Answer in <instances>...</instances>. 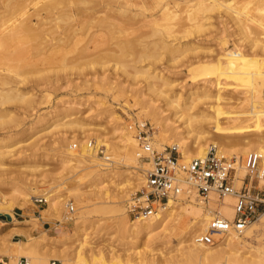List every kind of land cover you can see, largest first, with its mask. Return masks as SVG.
Instances as JSON below:
<instances>
[{
    "label": "rangeland",
    "instance_id": "374dc122",
    "mask_svg": "<svg viewBox=\"0 0 264 264\" xmlns=\"http://www.w3.org/2000/svg\"><path fill=\"white\" fill-rule=\"evenodd\" d=\"M48 1L29 0V11H39ZM197 1L79 0L71 8L76 18L72 30L47 36L38 41L36 48L31 45L33 42L29 43L32 57L18 65L19 75L12 74L16 97L0 103V210L11 206L13 216L25 222V225L0 230V261L16 264L24 257L28 264H49L52 260L61 264L192 263L184 260L185 246L190 241L181 239L177 231L164 236L162 230L156 229L135 237L128 227L124 229L119 224L115 210L119 208L127 214L133 195L143 186L134 185L136 178L144 179L148 164L140 161L137 168H132L130 160H119L112 143L119 139L118 126H124L136 139L135 131L129 126L142 122L152 142L158 145L157 151L176 145L173 139L159 143V128L149 115L141 113L143 109L169 118V123L174 122V111L166 104L171 93H179L184 102L192 91V81L213 77H205L203 71L191 74V69L202 62L214 68L218 58L230 52L236 55L238 51L242 53L237 55L242 54L247 60L252 57L251 60L264 61V49L250 45L234 21H230V16H225L228 13L223 15L226 9H221L223 14L221 10L203 14L196 11ZM230 1L221 0L223 5ZM245 1L233 0L232 6L244 12L243 15L250 13L248 24L254 34L257 24H264V17L254 12L252 5L246 6ZM66 11L67 8L62 12ZM56 14L47 16L42 24L33 16L34 26L39 30L48 28L57 22L59 14ZM202 22L204 26L198 30ZM162 42L166 47L180 44V51L171 53L164 49ZM144 72L160 73L172 83V89L162 87L161 93L152 92ZM244 87L227 92L233 101L240 100L234 111L247 110L251 102L259 106L264 101V89L252 94ZM201 109L197 103L189 112ZM250 124L242 122L232 126ZM254 138L248 134L245 140L235 139L236 146L231 153H224L222 157L236 163L231 172L235 191L247 185L264 195V181L256 178L250 184L244 166L246 155L254 150L239 153L242 148L246 149L242 143ZM89 141H94L95 147H88ZM99 141L110 147L112 164L106 169L101 167L98 158L92 162L91 154ZM208 146L215 147L211 142ZM239 159L244 167L240 178ZM226 197L211 194L203 202L192 196L193 205L201 213L213 216L220 215V206ZM38 198H46L50 207H56L61 200V214L43 210L46 204L35 203ZM231 200L232 207L234 199ZM69 202L74 207L70 214ZM262 214L264 211L250 224ZM6 219L0 214V222ZM127 219L136 222L128 215ZM25 235L35 237V243L20 257L6 256L5 249L13 248V242L26 241ZM30 256L38 259L33 262Z\"/></svg>",
    "mask_w": 264,
    "mask_h": 264
},
{
    "label": "bare ground",
    "instance_id": "6f19581e",
    "mask_svg": "<svg viewBox=\"0 0 264 264\" xmlns=\"http://www.w3.org/2000/svg\"><path fill=\"white\" fill-rule=\"evenodd\" d=\"M78 1L79 0H49L39 11L30 12L29 0H0V103L10 102L16 97L17 90L14 88L12 80L14 79V76L16 77L19 75L18 65L25 59H30V57H32L30 53L32 50L30 51L28 49L30 47L29 43L33 42L31 45L36 48L38 44H40L38 42L39 40L42 41L47 36L51 37V35L55 33L63 34L64 32L72 30L75 27L76 18L75 13L71 8ZM112 1L118 2L119 0ZM232 2L233 0L230 1L229 4L227 3V5H223L221 0H198V8L196 11H201L200 13L203 14H210L214 11L219 13L221 9H226V11L221 10L220 12H225L224 14L223 12L221 14L225 15L228 13V15L225 16H230L229 18H231V20H229L231 22L234 21L233 24H235L245 35V38L250 45L254 48L259 47L260 50L264 49V24L258 23L256 26L257 31L253 34L251 29H249L250 26L248 24V21H250L249 18H251L249 15L250 13L246 12L245 14L247 15H243L242 13L244 12H241L240 9L235 6L233 8ZM245 2L247 3L246 6L252 5L254 8H252V10L259 16L264 17V0H246ZM65 8H67V11L62 12ZM56 12H58L59 15L56 18L57 22L53 25H51V23V26L48 28L41 27V30L34 26L32 21L33 16L38 17L39 24H42L47 16L56 14ZM206 19L208 18L206 17L203 20ZM203 26L204 23H199L197 29L201 30ZM252 34L253 36H251ZM177 43L166 47L162 42V45H165V50L169 49L168 51L176 54L180 51L178 48L180 44ZM234 48L235 47H233V49ZM237 53H235L236 55H234V53L232 54V52L227 54L223 53L224 55L222 58H215V60H217L214 68L209 67L212 65L208 66L205 62H202L196 68L190 70L191 74H194L196 71H203L202 74L205 77H213L204 79L201 82L197 81L196 83L195 81H192L190 84L192 86V91L184 102L181 101L179 93H176L175 95H172L171 93L166 104L174 111V122L171 121V123H169V118H165L160 114L148 113L146 109H143L141 113L149 115L151 120L159 128L157 133L159 143L173 139L172 141L176 145L170 147H175L177 149L179 164H187L195 159H203L207 154V150L210 147H213L208 146V148H206L210 142L215 145V149L217 147V155L222 157L224 153L228 155L231 153V150L236 146H234L235 139H243L248 136V134L255 136L251 142L247 139L248 142L244 141V143H242L246 149L242 148L239 153L243 155L246 150H254V153L259 156V162L261 164L260 169H258L259 164L256 169L257 176L260 181H264V101H260L261 104L259 106H256L251 102L250 108L238 112L234 110L239 106L240 100L233 101L230 97H227L228 91L231 90L232 92L241 86L249 88L252 94L256 93L258 90L264 89V61H260L257 58L251 60V57L249 58L253 61L251 62L242 54L237 55ZM224 57L225 60H223ZM221 60H223L225 64ZM226 66L229 67V69H226ZM144 73L147 80H149L147 83L148 89L152 92L161 93L160 90L162 87H168L169 90L172 89V83H170L168 79H165L160 73ZM159 80H161L160 84L157 83ZM194 101L197 102L198 105H201L202 109L197 110L195 113H190L197 105ZM226 107L230 108L231 111H228ZM184 111L190 112L184 115ZM242 122L251 124L243 127L232 126L233 124ZM176 123L178 124L175 125ZM139 125L142 126L144 124L141 122ZM227 125H229V127ZM118 128L121 133L118 135V141L112 143L113 150L117 156H120V161L130 160L132 168H137L140 162V148L137 140L124 129V126H118ZM129 129H133L132 125L129 126ZM213 138H215V141L212 142ZM151 143L154 149H158L157 144L152 141ZM98 144L103 145L106 148V151L110 148L102 141H99L96 144V147ZM95 150L91 154L92 162L98 158L95 154ZM235 151L236 150H234V152ZM227 161L231 162L229 160ZM235 165L236 163L233 164L234 169ZM237 169L239 171L238 177H243L244 167L242 166L241 159H239ZM111 172L114 174L115 170L113 169ZM138 178H136L137 181L134 185H143L144 179ZM181 178L182 183L185 186L186 181L184 180L183 174L181 175ZM239 184L240 182L238 181L237 185ZM193 195L196 200L199 199L203 201L197 196L196 191L190 190L186 195L187 198L181 196L177 201L165 204L164 207L159 208L155 216L142 221L129 222L125 211L119 208L115 210V213L117 214L119 224L124 229L128 227V230L135 237L141 234H149L156 229L162 230L164 236H171L174 231H177L181 239L187 238V240L190 241V243L185 246L184 252V260L192 261L190 264H264V214L253 223H249L250 225L248 224L240 233L234 231H230L225 235L214 233L213 236L220 239L219 244L215 246H204L198 243L196 239L205 232L209 221L213 217L219 216L228 221L233 220L235 214L233 207L235 197L233 194L226 195L227 197L223 199L220 206V215L215 214L213 216L212 213H201L199 209L193 205ZM231 198L234 199L233 208L231 207ZM43 201L46 204V207L43 210L58 215L61 214V200L58 201L56 207H50L49 201L46 198L35 199V203ZM11 211V206L0 210V214L7 217L6 221L0 222L2 223L0 228L1 231H4L7 227L15 228L21 224L25 225V222L18 221ZM209 217L211 218L209 219ZM204 225L205 227H203ZM197 232L199 233L194 237V234ZM22 234L20 233L19 235ZM25 236L27 238L26 241L20 240L18 242H13V248L5 249L6 252H4L6 256H12V254H15L16 257H20L28 246L35 243V237L29 235ZM193 237L194 242L192 240ZM30 259L34 262L38 258L30 256ZM149 264L155 263L150 262Z\"/></svg>",
    "mask_w": 264,
    "mask_h": 264
},
{
    "label": "built area",
    "instance_id": "2783aa9c",
    "mask_svg": "<svg viewBox=\"0 0 264 264\" xmlns=\"http://www.w3.org/2000/svg\"><path fill=\"white\" fill-rule=\"evenodd\" d=\"M138 146L140 148L139 160L147 163L148 168L144 170V184L140 191H137L127 209V215L132 221H142L156 215L159 208L169 202H175L181 196L187 198L190 190L196 191L197 196L203 201L208 200L210 194L219 198L233 194L234 218L228 221L219 216L213 217L205 232L196 239L204 246H215L219 240L213 234H227L230 231L242 232L244 228L264 211V195L252 191V186L245 185L239 191H235L232 183V161L228 162L217 155L216 149L210 147L203 159H195L187 164H179L178 151L175 147L165 148L157 151L152 146V138L146 129V124L140 126L133 124ZM76 145H73L75 148ZM88 147H95L94 141L88 142ZM95 154L100 160L103 169L112 164L109 152L103 145H97ZM259 156L251 152L245 158V167L249 175V183L257 178L256 169L259 164ZM186 181L182 183L181 175ZM41 203V202H40ZM68 213H73L74 207L67 204ZM0 264H4L0 261ZM16 264H28L24 257L19 258ZM49 264H60L52 260Z\"/></svg>",
    "mask_w": 264,
    "mask_h": 264
}]
</instances>
